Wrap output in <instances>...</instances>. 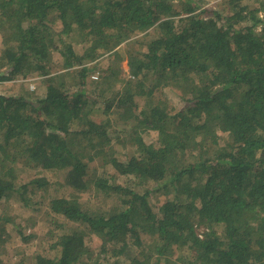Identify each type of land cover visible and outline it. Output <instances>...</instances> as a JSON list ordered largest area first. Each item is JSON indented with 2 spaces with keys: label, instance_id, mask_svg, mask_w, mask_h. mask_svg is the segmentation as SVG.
<instances>
[{
  "label": "trees",
  "instance_id": "16d2710c",
  "mask_svg": "<svg viewBox=\"0 0 264 264\" xmlns=\"http://www.w3.org/2000/svg\"><path fill=\"white\" fill-rule=\"evenodd\" d=\"M217 1L209 11L211 0H0V32L13 41L0 83L47 81L43 94L0 93V200L30 207L55 181L85 192L95 147L116 133L94 120L101 110L159 135L147 142L130 129L137 149L126 161L112 147L101 155L95 186L114 200L107 214H89L75 196L51 203L84 230L61 234L51 245L56 256L38 254L35 264H146L155 254L166 264L171 246L179 256L169 264H264V0ZM75 39L88 45L82 55ZM54 51L64 76L55 74ZM109 54L127 60L125 89L105 97L123 80L110 64L86 91L98 64L87 63ZM176 84L186 96L174 113L165 90ZM18 168L46 175L24 183ZM137 180L149 186L139 191ZM156 192L167 197L161 214L150 203ZM4 218L0 247L12 221ZM16 230L25 240L26 228ZM90 235L101 240L104 261L94 260Z\"/></svg>",
  "mask_w": 264,
  "mask_h": 264
},
{
  "label": "rangeland",
  "instance_id": "374dc122",
  "mask_svg": "<svg viewBox=\"0 0 264 264\" xmlns=\"http://www.w3.org/2000/svg\"><path fill=\"white\" fill-rule=\"evenodd\" d=\"M177 4L179 0H174ZM217 0H211L209 4H207L204 8L207 10H215ZM209 10V11H210ZM201 9L198 10L200 12ZM205 15V14H203ZM206 16V15H205ZM52 28L56 32H60L62 30V24L58 19H54L52 22ZM59 45L58 39L56 40ZM12 38L10 33L0 32V66L2 67L1 59L4 55L5 48L12 44ZM75 49L78 52L83 54V50L88 47L87 44L78 43V39H75ZM51 59L55 65V74L57 76H64L67 74L66 71L61 70L63 59L61 55L54 51L51 53ZM87 59V57H84ZM98 63V64H97ZM96 71L92 73L87 79V87L86 91H90L93 86L92 81H96L92 79V75L102 73V70L106 69L110 64H115L121 70L119 76L123 80L115 81L110 84L109 92L105 95V97L116 93L117 91L123 92L125 89V79H129V68L127 65V60L122 58L121 56H114L109 54L104 58L98 60L95 63H87L90 67H95ZM2 69V68H1ZM54 74V75H55ZM70 80V79H69ZM47 81L42 76H35L26 79H20L16 81L3 82L0 83V93L9 94L13 93L14 95L22 94L24 96H29L30 92H36L38 94H43L46 90L45 88ZM33 86V87H32ZM185 86L182 84H176L171 86L170 88H166L165 96L168 99L170 105L175 107L174 113L178 112L180 103L182 101V97L184 95L183 89ZM94 120L103 123L109 122L111 124L112 129L115 130L116 133H113L112 136L113 142L100 147L105 141L100 140L98 146L95 147L94 154H97L98 159L95 160L89 166L88 171V181L90 183L89 188L85 192H77L71 188L60 185L56 181L45 190L37 191L32 195L31 206L25 207L23 203L16 201H6L4 199L0 200V223L2 222V218L10 217L12 221L8 222L5 226V233L3 234L4 239L6 240L5 244L0 247V257L3 259L4 264H35V257L38 254L48 257L49 259L54 258L57 252L51 247V245L60 237L63 233H72L73 231H81L84 230V227L64 220L63 218L55 215L51 212L50 205L51 203L59 199L61 197H72L75 196L79 202L82 204L83 210L92 214L93 216H100L103 214H107L110 211V208L114 204V200L112 198H107L101 195L98 189L95 186L96 177L100 173V162L101 155L108 150L109 148H115L117 153L116 156L123 162L126 161L128 157V152L130 150H136L137 145H135V136L128 133V130L132 129L137 132L139 135L143 136L145 141H157L159 139L158 132L154 129H146L147 127H143L142 125H138L136 123H130L127 125L125 120L116 113L115 111H111L110 113H105L101 110L97 115H95ZM111 129V130H112ZM24 138H20L17 141V152L21 153L24 148V142L26 140ZM88 141V140H87ZM85 141L84 145H89L90 141ZM46 173L42 170H32L28 168H18L17 169V178L20 182H30L32 179L44 176ZM137 190L141 191L146 189L149 186V182L137 180ZM30 191L32 187L29 188ZM167 199L164 195L160 193H154L150 198V203L153 206L155 212L161 214V209L164 201ZM16 226H20L22 228H26L25 237L18 234L16 230ZM149 240L147 239L146 242ZM87 246L91 252H93L94 260L104 261L106 254L102 251V243L99 238L94 235H90L87 238ZM152 250L154 249L156 243L153 240L151 243ZM157 256V254H155ZM148 257L146 264H156L154 257ZM179 256L178 250L175 246H171L166 254L167 260H171L173 262L177 261V257ZM171 261H167L166 264L171 263ZM164 264L165 262L162 261Z\"/></svg>",
  "mask_w": 264,
  "mask_h": 264
},
{
  "label": "built area",
  "instance_id": "2783aa9c",
  "mask_svg": "<svg viewBox=\"0 0 264 264\" xmlns=\"http://www.w3.org/2000/svg\"><path fill=\"white\" fill-rule=\"evenodd\" d=\"M91 77H92V79H94V80H98L99 75H98V74H94V75H92ZM32 87H33V86H32Z\"/></svg>",
  "mask_w": 264,
  "mask_h": 264
}]
</instances>
